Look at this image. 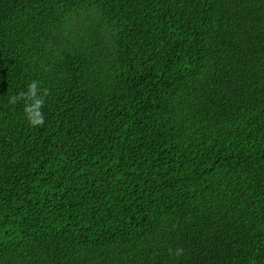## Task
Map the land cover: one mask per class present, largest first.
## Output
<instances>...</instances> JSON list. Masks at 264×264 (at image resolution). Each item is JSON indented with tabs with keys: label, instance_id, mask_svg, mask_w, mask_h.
<instances>
[{
	"label": "trees",
	"instance_id": "16d2710c",
	"mask_svg": "<svg viewBox=\"0 0 264 264\" xmlns=\"http://www.w3.org/2000/svg\"><path fill=\"white\" fill-rule=\"evenodd\" d=\"M0 264H264V0H0Z\"/></svg>",
	"mask_w": 264,
	"mask_h": 264
},
{
	"label": "clouds",
	"instance_id": "9594fccd",
	"mask_svg": "<svg viewBox=\"0 0 264 264\" xmlns=\"http://www.w3.org/2000/svg\"><path fill=\"white\" fill-rule=\"evenodd\" d=\"M41 82L37 80L30 81L26 86V91H20L11 96L10 102H23L25 118L30 126H42L44 123V98L48 95V89L40 87Z\"/></svg>",
	"mask_w": 264,
	"mask_h": 264
}]
</instances>
